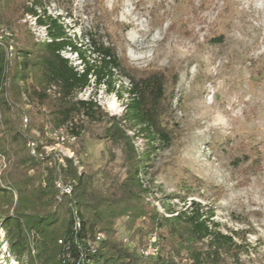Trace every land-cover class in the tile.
I'll return each mask as SVG.
<instances>
[{
  "label": "rangeland",
  "instance_id": "rangeland-1",
  "mask_svg": "<svg viewBox=\"0 0 264 264\" xmlns=\"http://www.w3.org/2000/svg\"><path fill=\"white\" fill-rule=\"evenodd\" d=\"M45 11L60 17L82 51L88 34L102 35L126 67L165 72L171 86L163 120L173 141L168 149L149 154L140 176L149 187L144 202L162 215L163 201L176 211L190 200L199 202L213 213L222 233L239 235L246 251L243 264H264V0H49ZM19 24L20 30L13 34L0 28V46L9 60L25 36L35 43L46 40L44 28L33 18L24 17ZM60 55L80 70L74 53L65 50ZM86 57L94 59L90 52ZM112 86V92L90 86L77 100L92 99L107 116L120 117L129 84L117 77ZM49 134L45 125V137L59 144L46 147L33 132L27 145L36 159L50 158L45 162L48 167H65L67 159L78 175L105 170L123 176L118 168L120 152L108 149L99 126L82 135L79 155L73 152L78 145L67 136ZM133 143L139 153L146 149L142 136ZM8 162L12 159L0 151V189L6 193V198L0 197V264H43L36 230L16 215L18 193L7 178ZM195 179L202 186L192 194L184 196L176 187L180 180ZM62 180L55 182L58 201L72 190L70 182ZM122 221L116 230L125 243ZM18 232L22 242L14 247L12 233ZM155 236L143 238L139 255L146 257Z\"/></svg>",
  "mask_w": 264,
  "mask_h": 264
},
{
  "label": "trees",
  "instance_id": "trees-1",
  "mask_svg": "<svg viewBox=\"0 0 264 264\" xmlns=\"http://www.w3.org/2000/svg\"><path fill=\"white\" fill-rule=\"evenodd\" d=\"M48 3L0 0V28L13 34L20 30L19 21L31 17L45 31L46 40L38 43L30 35L25 36L23 46L15 49L16 58L9 60L0 46V151L7 160L12 159L6 174L18 193L16 215L36 230L42 263L243 264L241 257L246 251L239 235L222 233L213 221V213L206 212L199 202L190 200L184 209L176 211L163 201V215L144 202L149 187L140 176L149 154L168 149L173 141L163 120L170 107L171 86L165 72L126 67L102 35L88 34V44L82 51L67 35L60 17L47 15ZM65 50L76 55L80 70L60 55ZM87 52L94 59H88ZM117 77L129 84L120 117L107 116L92 99L77 100V95L90 86H104L112 92ZM24 119L27 124H23ZM45 125L50 131L62 129L74 137L72 144L78 145L73 149L75 155L82 152V135L91 126H99L103 139L110 144L108 149L120 152L118 168L123 176L109 175L105 170L78 175L67 159L65 167H48L45 162L49 157L36 159L27 149L33 132L46 147L59 144L45 137ZM131 131L133 136L128 135ZM139 136L146 141L142 153L133 143ZM59 178L65 184L70 182L72 190L70 196L58 201L55 182ZM201 186L202 182L195 179L180 180L176 187L187 196ZM5 194L0 189V197L6 198ZM121 219L125 243L116 230ZM14 226L19 228V221ZM150 233L156 234L157 253L143 257L138 250ZM12 235L16 247L22 235Z\"/></svg>",
  "mask_w": 264,
  "mask_h": 264
},
{
  "label": "built area",
  "instance_id": "built-area-1",
  "mask_svg": "<svg viewBox=\"0 0 264 264\" xmlns=\"http://www.w3.org/2000/svg\"><path fill=\"white\" fill-rule=\"evenodd\" d=\"M53 135L67 136L69 138V140L72 141V142H74V140H75L74 137H70L62 129L57 130V131H50L49 136L52 137ZM154 243H155V238H154L153 243H150L148 245V249L146 251V257H147V254H151L152 257L156 255L157 248L154 246Z\"/></svg>",
  "mask_w": 264,
  "mask_h": 264
}]
</instances>
